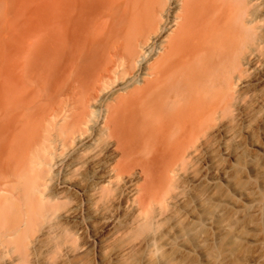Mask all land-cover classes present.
Here are the masks:
<instances>
[{"label": "bare ground", "instance_id": "1", "mask_svg": "<svg viewBox=\"0 0 264 264\" xmlns=\"http://www.w3.org/2000/svg\"><path fill=\"white\" fill-rule=\"evenodd\" d=\"M53 11V53L75 42L102 65L89 90L40 107L20 86L34 62L17 54L45 12L6 23L2 264H264V0H54Z\"/></svg>", "mask_w": 264, "mask_h": 264}, {"label": "rangeland", "instance_id": "2", "mask_svg": "<svg viewBox=\"0 0 264 264\" xmlns=\"http://www.w3.org/2000/svg\"><path fill=\"white\" fill-rule=\"evenodd\" d=\"M1 1V0H0ZM4 1V0H3ZM32 1V2H31ZM36 1H39V2H37L36 4H38V5H34L35 4V2ZM36 1H34V0H17V2L15 1V0H13V1H11V0H5V2H0V55H2V52L4 53L5 52V54H6V51H7V46H5V44H6V40H5V43H4V41H3V38L5 39L6 37H7V34H9V33H6V31H7V29L6 28H8V26L10 25H12V23L10 24V19H11V21L13 20V21H15L16 22V19H12V18H19L20 20H18L17 19V21L18 22H16L17 24H15V22L13 23L15 26L14 27H17L18 29H19V27L20 28H22L23 26H21V25H18V23H20L19 21H23V20H21V19H26L27 18V16L29 15V14H31V16H33L32 15V13L35 15V17H33V20H35L34 18H37L36 16V14H38L37 12L38 11H36L37 9L36 8H38V10H39V8L40 7H42L43 8V10H45L44 12H45V15H44V12L42 11V8H40V10H39V12L40 13H42L41 15H40V18H39V15H38V18H37V21L36 22H38V19H40V20H42L43 19V23H45V26H44V24L42 23L41 24V22H40V24H39V26H42V27H46V29H43L42 28V32L38 29V28H34L35 30L36 29H38V30H36V31H34V29L32 30V32H34V34L31 32V30H30V33H29V36L30 37H32V36H34L33 37V40L34 41H36V39H46V42L44 41L43 42V40H41V42H39L40 40L38 39L37 41H36V44H37V47H36V49L37 50H35V42L32 40V38H29V36H27L29 39H31V40H29V42H27V40H28V38H26L27 40H25V42H26V46H25V48H27V49H24V50H20L21 52H18V58H23L22 60L24 61V63H26V60L28 61V59H30L29 60V62H27L28 64H30V62L32 61V62H34V64H30V65H32L30 68H29V65L27 66L26 64H24L23 65V61L22 60H20V59H18V60H20V61H22V65L21 66H27L29 69H25L24 71H26L27 73H28V75L30 76V80H31V82H29V78H28V75L27 74H25V75H22L21 76V78H20V80H22V82H24V80H26V78L28 79V81L26 80V82H29L28 84H26V82H25V85L24 86H22V82H19L21 85V87H23V89L25 90V88H26V94H27V91H29V89H27V88H29V86H30V89L32 88V92L30 93V92H28V97L30 98H37L36 100H37V102H39L40 101V107L44 104H48L49 102L48 101H53V100H56V99H58L57 98V95L59 94L60 95V92H61V90L62 89H67L68 91H69V93L70 94H72V95H81L82 93H83V91H85V90H89L92 86H93V82H95V80H96V77H95V75L97 76V69L99 70V64H101L102 65V62L100 63V60H99V58H95V57H93V56H82L81 55V46L79 45V47H80V49H79V47H78V44H75L74 46H76V47H74L73 46V44L75 43V42H73V44H69L68 45V47H67V49H68V51H64L65 52V54H62V53H64V52H61V53H59L58 55L56 54L57 52V50H54L53 48H54V46H53V38L52 39H50V37H48L49 35H51L52 36V34H53V30H51V29H53L52 27H53V24H48V23H52V22H48L47 23V21H52L53 20V15H54V0H36ZM53 3H52V2ZM8 2V3H7ZM41 2V3H40ZM51 2V3H50ZM8 4H10V5H8ZM32 4V5H31ZM41 4V5H40ZM48 4V5H47ZM13 7H12V6ZM14 6H15V8H14ZM36 7L35 8V10H33V8L34 7ZM37 6H40V7H37ZM51 6L53 7V8H51ZM18 7V8H17ZM20 7V8H19ZM33 7V8H32ZM11 8H14V10H12ZM28 8V9H27ZM30 8H32V9H30ZM48 9V10H47ZM50 9V10H49ZM53 9V10H52ZM5 10H6V12H5ZM12 10V11H11ZM19 10V11H18ZM23 10V11H22ZM27 10V11H26ZM28 10H30V11H32V13H30V11H28ZM12 13H11V12ZM15 11H17V13L15 12ZM34 11H35V13H34ZM52 11V12H51ZM27 12V16L25 17V15H24V13H26ZM48 15H47V14ZM53 13V14H52ZM20 15V16H19ZM23 15H24V17H23ZM49 15H52V16H49ZM22 16V17H21ZM45 16V18H42L41 19V17H44ZM48 17H52V19H50V18H48V20H47V18ZM31 19H32V17H30ZM45 19V20H44ZM50 19V20H49ZM7 22H9V23H7ZM6 23L8 24V26L6 27ZM17 25V26H16ZM50 25V26H49ZM98 25V24H97ZM96 25V26H97ZM4 26V27H3ZM38 26V27H39ZM49 27V28H48ZM51 27V28H50ZM12 28V27H11ZM13 29V28H12ZM41 29V28H40ZM50 29V30H49ZM6 30V31H5ZM45 30V31H44ZM52 31L51 33L49 32V31ZM8 31H10V29L8 30ZM37 31H39L38 33V35H37V33L35 34V32H37ZM30 34H32V36L30 35ZM45 36H47V37H45ZM47 34H49V35H47ZM35 35H37V36H35ZM43 37V38H42ZM2 38V39H1ZM49 40H51V41H49ZM48 41V42H47ZM3 42V43H2ZM24 42V43H25ZM31 42H33V43H31ZM43 43H44V45H43ZM50 43H52L51 45H50ZM4 44V46H2ZM31 44V45H30ZM32 45H34L33 46V48H32ZM70 45H72L71 47L73 48H71L70 47ZM24 46V45H23ZM28 46V47H27ZM50 46V47H49ZM2 47H4V48H2ZM32 49H31V48ZM53 47V48H52ZM44 48V49H43ZM51 48V49H50ZM32 50V52H33V49H34V51H36V52H34L35 53V57L36 58H38L39 57V55H40V58H39V60L41 59V56H42V60L41 61H36L37 59L35 58H33L34 56H33V54L30 52V57L28 56L29 55V51L28 50ZM39 49H41L40 51H39ZM53 49V50H52ZM25 50H27L28 51V55H27V51H25ZM30 50V51H31ZM43 50V51H42ZM38 51V52H37ZM53 51L54 52H56V53H53ZM67 52H68V54H67ZM70 52V53H69ZM26 55H25V54ZM39 53V54H38ZM45 53V54H44ZM24 54V55H23ZM31 54H32V56H31ZM54 54H56L55 56H54ZM21 55V57H19ZM45 55V56H44ZM50 55V56H49ZM53 56V58H52V56ZM26 56V57H25ZM38 56V57H37ZM47 56V57H46ZM60 56V57H59ZM69 56H70V58H69ZM43 57L44 58H46V59H43ZM51 57V58H50ZM58 57V58H57ZM2 58V56H0V59ZM3 58H4V56H3ZM33 58V59H32ZM80 58V59H79ZM92 59V60H91ZM3 60L4 59H2L1 61H0V65H2L3 64ZM15 60H16V66H19L17 63L19 62L17 59H16V57H15ZM44 60V61H43ZM46 60V61H45ZM51 60V61H50ZM99 60V61H98ZM50 61V62H49ZM87 61V62H86ZM88 61H90L89 63H88ZM1 62H2V64H1ZM37 62H39V64H36V66H33V65H35V63H37ZM64 62V63H63ZM62 63V64H61ZM80 63V64H79ZM98 63V64H97ZM72 64H73V66H72ZM86 64V65H85ZM90 64V65H89ZM42 65H44V66H42ZM58 65V66H57ZM62 65V66H61ZM101 65H100V67H101ZM20 66V67H21ZM50 66H52L51 68H50ZM72 66V67H71ZM39 69H38V68ZM59 67H61V69L59 68ZM71 67V68H70ZM32 68V69H31ZM38 70H37V69ZM69 68H70V70H69ZM74 70H73V69ZM90 68V69H89ZM35 70V72H34V70ZM40 69H42V70H40ZM49 69V70H48ZM72 69V70H71ZM32 71V72H30L29 73V71ZM45 70V71H44ZM84 70V71H83ZM47 71H48V74H47ZM51 71V72H50ZM59 71V72H58ZM72 71V72H71ZM74 71V72H73ZM25 72V73H26ZM45 72V73H44ZM92 72V73H91ZM96 73V74H95ZM32 74H34V75H32ZM36 74V75H35ZM51 74H53V75H51ZM79 74V75H78ZM95 74V75H94ZM31 75H32V77H31ZM43 75V76H42ZM86 75V76H85ZM38 78H37V77ZM40 76V77H39ZM49 76V77H48ZM71 76V77H70ZM32 78H34V79H36V81L35 82H33L32 80H34V79H32ZM46 78V79H45ZM75 79V80H74ZM85 79V80H84ZM89 79V80H88ZM95 79V80H94ZM67 80V81H66ZM94 80V81H93ZM42 81V82H41ZM75 81V82H74ZM77 81V82H76ZM91 81H92V83H91ZM37 82V83H36ZM69 84H68V83ZM30 83H32V85L30 84ZM44 83V84H43ZM66 83V84H65ZM60 84V85H59ZM65 84V85H64ZM72 84V85H71ZM28 85V86H27ZM40 85V86H39ZM92 85V86H91ZM25 86H27V87H25ZM66 86H69V87H66ZM72 86V87H71ZM35 89V90H34ZM31 91V90H30ZM36 91V93H34ZM60 91V92H59ZM78 91H79V93H78ZM30 93V94H29ZM57 93V94H56ZM33 95V96H30V95ZM36 95V97H35V95ZM37 96H39V97H37ZM59 98H60V96H58ZM52 99V100H51ZM39 100V101H38ZM48 102V103H47ZM68 202H65V204H67ZM0 264H2V262H1V260H0Z\"/></svg>", "mask_w": 264, "mask_h": 264}]
</instances>
